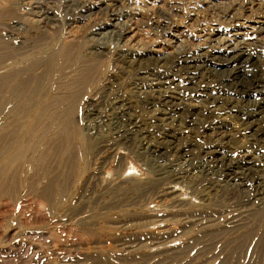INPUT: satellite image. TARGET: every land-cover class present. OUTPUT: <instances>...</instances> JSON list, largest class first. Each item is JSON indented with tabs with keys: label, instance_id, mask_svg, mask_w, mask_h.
<instances>
[{
	"label": "rangeland",
	"instance_id": "1",
	"mask_svg": "<svg viewBox=\"0 0 264 264\" xmlns=\"http://www.w3.org/2000/svg\"><path fill=\"white\" fill-rule=\"evenodd\" d=\"M45 1L0 0V78L22 69L20 78L26 79L24 68L58 58L31 68L40 78L37 87L34 80L13 90L15 78L0 89V133L14 131L21 144L20 152L14 144L0 157V264H264V197L257 200L249 191L230 195L217 185L207 190L208 181H220L216 177L202 182L211 155L220 153L230 160L251 158L264 189V138L253 142L231 111L206 109L213 97H231L223 88L201 75L194 85L185 84L168 63L163 71L171 70L169 92L182 93L183 106L170 119L156 120L152 110L158 107H142L134 88L157 80L147 69L140 74L118 60L127 51L165 53L192 45L200 46L198 53L224 54L211 47L213 41L233 33L236 41L261 38L264 45V0ZM240 2L245 9L233 23L216 17L215 8ZM38 5L47 13L46 29L37 27L31 14ZM125 24L134 31L122 41L114 30ZM252 28H262L261 33ZM96 44L104 48L101 54L93 52ZM261 52L256 65L264 71V46ZM84 60L95 71L75 91V133L67 147L51 143V149V134L44 137L49 121L39 117L50 105L45 115L59 113L53 98L70 93L66 88ZM12 93L22 101L13 100ZM194 109L201 113L191 116ZM88 112L97 118H87ZM121 113L136 120L149 140L135 135L123 144L117 130ZM213 119L225 126L220 134L207 130ZM33 133L35 139L25 142ZM162 133L172 135L176 148ZM155 146L168 152L163 160L151 156ZM183 147L187 160L179 157ZM174 177L180 180L171 183Z\"/></svg>",
	"mask_w": 264,
	"mask_h": 264
},
{
	"label": "bare ground",
	"instance_id": "2",
	"mask_svg": "<svg viewBox=\"0 0 264 264\" xmlns=\"http://www.w3.org/2000/svg\"><path fill=\"white\" fill-rule=\"evenodd\" d=\"M79 1H81V0H79ZM74 2H77V1L76 0L69 1L70 4H73ZM232 6H234V7H230L228 9L225 7L226 8L225 10H224V8L222 9V7L215 8L216 17L218 19L224 20L225 23H228V24L233 23L234 20H236L237 12L242 10L244 7H243V4H241V2H240V4H237V5L232 4ZM88 9H89V7H88ZM45 13L46 12L44 10H42V6H39V5L37 7L36 6L33 7L32 11H31V14L33 15V17H36L35 21L38 23L36 25L39 28H43V27L45 28V26H47V24L49 23L48 18L46 20V18L44 17ZM240 13L242 14V12H240ZM212 16H214V15H212ZM165 23L166 22H164V24ZM113 27H115V26H113ZM132 27H134V25L133 26H129V25L127 26L125 24L124 26H121L120 28H116L118 31L114 30L115 37H117V39L119 38L122 41L125 40L127 38V35H129L130 33L132 34V32L134 31V28H132ZM252 29H253V32L257 33V34L261 33V30H262V28H252ZM13 30H14V28H13ZM34 31L35 30H33V32ZM14 32H16V31H14ZM10 35H13V34H10ZM236 36L237 35L234 33L228 34V35L226 34V36L220 37L221 39L216 38L217 40L213 41V42H215V45H212L211 47H217V49L220 48L219 51L224 52V54L223 53L220 54V52H214V53H208V54L198 53L197 50L201 49L200 46L199 45L198 46L192 45L193 48L191 47V49H189V50H185V49L182 51H176L175 50L173 52L167 51L165 53H161V52H157V51H151L149 53L146 52L145 54L144 53L139 54V53H131V52L127 51V52L118 54L119 55L118 60H120V62H122L124 65L131 67V68H134L135 69L134 71L137 70V73H140V74L143 73L142 70L147 69L145 71V73L147 75L149 74L150 76L154 77V80H157L155 82H150L149 84L137 85L138 87L134 88L136 90L135 98L137 99L138 103L142 107H144V108L145 107L150 108V106H157L158 107V109L154 108L155 111L152 110L156 120H162L163 121V120H165L166 116H169V118H167V117L166 118L170 119L171 118L170 115L178 114L180 112V110L182 109V106H183L179 103V101L182 100L179 97V96H183L182 93L177 92V90H176V92L175 91L169 92V88L172 85L173 81H172V78L170 79L171 75L168 72L172 70L173 72L180 74L183 78H185L184 83L185 84L187 83L190 85H194L196 82H198V81L195 82V79L198 78L199 75H201L203 78H207V82H211V83L213 82L215 85H217V86L219 85L220 87L218 89L223 88L227 92L226 95L231 96L228 98H225L224 96L213 97L210 100L211 103L209 102L211 104L209 106H211L213 108L210 107V108H206V109L210 113H213V112L219 110L220 108H222V109L224 108V109L234 113L236 120L239 121V124L241 123L240 125L243 127V131L248 134V136L252 139L253 142H255L256 138H258V140L264 138V71L260 70L256 65V62L260 61V57L262 58L263 53L261 52V47L264 45L260 42L261 38H259V39L254 38L251 40V42H247V41H236V39H235ZM130 37H131V35H130ZM258 37H259V35H258ZM208 40L212 42L211 39H208ZM127 41H129V40H127ZM150 48H152V47H150ZM103 50H104V48L101 45H98V44L93 45V52L94 53L101 54ZM178 50H181V49H178ZM65 52L66 53L64 54V57H66V59H69L68 54H70L69 53L70 50L66 49ZM57 59L55 58V56H54V58L50 56V58H48V59H44V60L41 59V61L35 62V64L33 63V66L31 65L30 67L24 68V69H26V71L24 73L29 75L28 78H26V79H24L23 77L20 78V75L22 74L20 72H22V69H19L15 72L7 74V76H5L4 78H0V89H1V87L4 86L3 83L6 81V79H8L9 81H12L15 78L16 79L19 78V81H18V84L15 85L13 90H17V91L24 90V89L28 88L30 86V83L34 80L36 82L35 84L37 87L39 82H40V78H36V77L32 76V74H30L29 71L31 70V68L32 67L35 68L36 66L40 65V62L42 65L44 64V65L48 66L50 64L57 62ZM60 60H63V58H61ZM261 61H262V59H261ZM88 62H86L84 60L83 65L80 66L79 75L71 84H69L67 86L66 89L68 91L71 90V91H69L70 93H68L67 95H65V93L62 95L59 94L60 96L58 95V96L53 98L52 104L58 105L60 107L59 113L55 114V118H52L53 116L51 117V116L45 115L46 111L48 110L49 107H51V105L46 107L44 113H42L39 117V120H41L43 122L49 121V124H48L47 128L45 129V131L47 130V132L44 135V137H46V136L48 137L49 134H51V136H52V138L50 139V141L48 143L50 145L49 148H51V146H52L51 143L52 144L58 143V145H61V147L64 146V148H65V146L67 147V145L71 141V137H72L71 136L72 135L71 129H73V126H72L73 116H74V112L76 109L75 105H77V104H75V97L77 96L75 94V91L77 90V87L79 88L78 90H80V87H82L87 81H89V78L92 75L91 74L92 71H95L94 65L90 64V61H88ZM94 62H96V60ZM166 63L169 64V67L171 70L163 71V69L166 67L165 66ZM146 65L148 66V68L146 67ZM137 76H139V75H137ZM162 76L164 77L163 79H161ZM173 76L174 75L172 74V77ZM139 77H138V79H139ZM91 79H92V77H91ZM71 86H73V90L69 89V88H72ZM81 89H83V88H81ZM21 94H23V93H21ZM12 95H13V100H16L17 103H20L22 101L21 96L19 99V96L17 94L12 93ZM203 96L207 97V95H203ZM115 99H116V97H115ZM199 100H201V99H199ZM207 100H208V98H207ZM116 103L118 104L117 106H120V104H122V101L121 102L117 101ZM128 109H129V107H128ZM1 110L2 109H0V112H1ZM166 110L168 112H166ZM57 112L58 111H56L55 113H57ZM199 112L201 113L200 109H194V110H192V112L190 114L192 116V114L194 115V114H197ZM120 116H121V118H118L119 123L122 126H124V128H126V130H125L121 126V128L117 129L120 131L119 137H120V141L123 144H127L128 142H130L135 135L139 136V138L141 135L142 136L141 138L143 140L148 139V134L143 131L142 126H140L136 120H134L132 118H126V117H124V114H122V113L120 114ZM86 117L87 118L90 117L91 120L97 118L96 114H93L91 112L90 113L88 112ZM217 123L218 122L214 121V119H213V121L210 125V127L212 129L208 128L207 130H210L213 134H220L223 131L222 129L225 126L221 125V124H217ZM75 127L77 128V126H75ZM74 131L75 130H73L72 132H74ZM36 133H37V131H36ZM15 134L16 133L14 131H8L7 133H3V134L0 133V157L3 156V152H5L6 149L8 151H10L11 148H14V144L19 145L18 149L20 152V150H21L20 140L16 137ZM78 135H79V133L77 134V137H78ZM162 135H163V139H164L163 141L165 143H167V145L172 150L174 148H176V147L172 148L173 145L175 144V143L171 142L172 135L165 134V133H162ZM51 136H49V137H51ZM79 138H81V136H79ZM32 139H35L34 133L31 135V138L27 139L25 142L31 141ZM77 140H78V138H77ZM253 145H254V143H253ZM177 146H178V144H177ZM179 146H181V144H179ZM145 147H147V146H145ZM169 147H168V149H170ZM185 147H187V146L185 145ZM54 148H56V146ZM187 148L183 147L182 149L180 148L178 151L180 153L179 157L182 160H184V158L187 160V157L189 154V153H187V152H189L187 150ZM144 149H143V151H144ZM55 150H58V149L56 148ZM167 153L165 151L161 150V147L159 148L158 146H155L152 149H150V154L153 158L156 159V161L157 160L158 161L163 160L164 156H166ZM205 154H206V152H205ZM209 154H211V153L210 152L207 153L206 156L207 155L209 156ZM25 155H26V152H24L22 154V156H25ZM200 156H201V154H200ZM158 163H160V162H158ZM209 167L210 168H208L204 173H202L203 176L205 177L202 179V182L205 180H210V179L212 181L215 179V177L217 179H219L220 181L218 180L219 181L218 183H211L210 181H208V183L206 185L207 190L208 189H210V190L216 189V187L219 186L221 188L222 187L227 188L228 191L226 190V192H228L230 195H232L233 192L248 193L247 191H249L248 195L250 196L251 195L250 192H252V195L257 200H261L264 197V189L262 186L263 185L262 177L258 174V172L256 170L257 165H255L252 162L251 158L249 159L248 157H243V158L239 157V158H234L233 160H230V159H228V157H226L220 153H215V154L211 155ZM0 172H1V167H0ZM171 173H172V171H171ZM159 175L160 176H167L163 173L162 174L160 173ZM166 179H169V178L166 177ZM178 180H180V178H176V177L170 178L171 183L177 182ZM172 188H174V187H172ZM225 188H223V189L225 190ZM167 189L170 190L171 189L170 186ZM172 193H173L172 190L170 192H168L169 195H172Z\"/></svg>",
	"mask_w": 264,
	"mask_h": 264
}]
</instances>
